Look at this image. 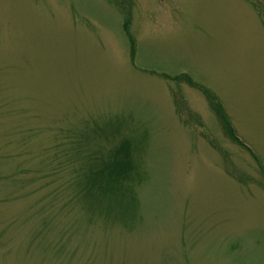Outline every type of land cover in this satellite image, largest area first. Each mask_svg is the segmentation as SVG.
<instances>
[{
	"label": "rangeland",
	"instance_id": "374dc122",
	"mask_svg": "<svg viewBox=\"0 0 264 264\" xmlns=\"http://www.w3.org/2000/svg\"><path fill=\"white\" fill-rule=\"evenodd\" d=\"M0 264H264V0H0Z\"/></svg>",
	"mask_w": 264,
	"mask_h": 264
}]
</instances>
